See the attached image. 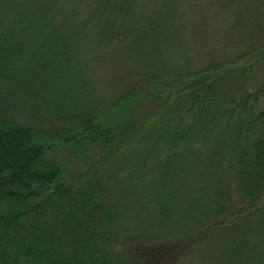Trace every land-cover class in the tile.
I'll return each mask as SVG.
<instances>
[{
  "label": "trees",
  "instance_id": "16d2710c",
  "mask_svg": "<svg viewBox=\"0 0 264 264\" xmlns=\"http://www.w3.org/2000/svg\"><path fill=\"white\" fill-rule=\"evenodd\" d=\"M95 1L98 40L107 38L115 53L145 64L136 57L140 38L147 34L157 45L167 24L156 25L160 18L172 24L173 46L184 45L186 18L176 0H165L164 12L152 10L159 16L145 25L152 32L135 35L126 50L109 42L122 30L130 35L139 0ZM235 1L223 0L219 9L228 12ZM45 4L0 0V264H152V251L187 255L178 264H264V80L247 85V73L264 68V46L245 63L231 58L164 72V88L123 90L103 110L87 106L71 118L59 97L65 92L53 84L72 89L66 74L74 38L52 23ZM192 4L202 14L200 31L210 6ZM45 91L53 93L47 108L71 126L47 131L7 111L6 99ZM143 101L154 102L151 113L131 120ZM111 148L104 169L72 175L79 155ZM62 150L66 163L55 156ZM116 163L129 170L124 189L105 175ZM192 182L200 189L188 199ZM127 200L142 206L137 224L124 217ZM131 237L140 253L128 249Z\"/></svg>",
  "mask_w": 264,
  "mask_h": 264
},
{
  "label": "rangeland",
  "instance_id": "374dc122",
  "mask_svg": "<svg viewBox=\"0 0 264 264\" xmlns=\"http://www.w3.org/2000/svg\"><path fill=\"white\" fill-rule=\"evenodd\" d=\"M176 1L179 5V7L177 6L179 10L176 7L177 11L186 18V20L183 19L180 31V37L185 39L182 40V43L184 41L182 47L179 46L177 49L173 46L172 39H169L168 29L171 30L172 26L169 19L162 20L160 18L157 20L159 16L151 13L152 10L155 13L164 12L165 0H139V4H135L137 5L135 7L137 16L134 20L137 22L133 23L131 29H128V31L132 30L129 32L130 35L122 30L115 39L109 42L114 45L118 44L126 50L132 47L131 39L135 35L140 34L141 31H146L149 34L152 32L147 29L148 26L145 27L148 21L157 20L156 25L167 22L166 25H160L163 27L157 35L158 37L160 35V38L157 37L154 41L155 43L157 40L159 41L157 45L148 39L147 34L146 37L140 38L141 51L136 57H144L145 64L134 61V55L126 51L115 53L117 51L113 46L109 43V45L104 44L107 38L103 37L101 42L98 40L96 10L99 6L95 8V0H49L48 8L45 4L47 11H51L49 15L50 20L52 18V23L71 33L74 38L73 62L66 74V80L72 89L68 86H61L59 83L53 84L55 88H60L62 92H65V95L59 97L66 102L65 108L71 113V118L77 117L78 110L87 106L95 105L93 110H103L109 101L123 90L144 91L156 86L164 88L165 75L170 76L174 73L175 76L176 73L185 70L189 72L215 60L232 58L239 63H245L263 48L264 0H241V2L236 0L233 4L236 13L231 11L233 8L228 12L220 10L219 5L223 0H196L200 6L206 5L208 2L210 7L206 13L212 14L205 27L200 28V31H197L196 24H199L198 20L202 14L195 11V5L192 4L194 0ZM210 3L212 4L210 5ZM147 15L151 18L147 19L149 18ZM164 72L169 73L164 75ZM249 74L251 75L247 82L249 88L258 87L260 81L264 80V68L262 67L254 68L253 73L250 71L247 75ZM48 89L50 92L52 91V84ZM48 91H45L41 96L27 93L25 95L28 99L12 96L4 101L8 103L7 111L11 112L19 121L36 124L37 128L47 131L71 126L73 123L68 122V119L58 120L51 109L47 108L50 96L53 95ZM153 105V101H143L135 109L131 120L135 117L138 118V115L142 113L147 116L148 112L151 113L150 109ZM21 113L24 114L23 120L19 116ZM113 148L104 154L100 149L88 150L72 161L69 170L72 171L75 178L81 175V178L84 179L96 170L104 169V161L110 163ZM56 152L55 156L66 163L67 150ZM103 156L107 158L103 159ZM128 174L129 170L126 165L120 163H116L114 168L105 170L106 176L113 177L111 184L116 189H124L127 186L131 181V179H127ZM199 189L200 186L192 182L187 198L191 199ZM114 197L121 198L122 190L118 191ZM125 208L124 217L127 224L139 223L138 213L142 206L140 208L133 200H127ZM138 208L140 209L138 210ZM137 243L138 241L134 237L128 240L127 247L132 254L141 252V249H137L135 246ZM152 254L151 256L157 261L152 264H170L173 259H177L176 264H178L187 256L172 255L171 251L167 254L152 251Z\"/></svg>",
  "mask_w": 264,
  "mask_h": 264
}]
</instances>
